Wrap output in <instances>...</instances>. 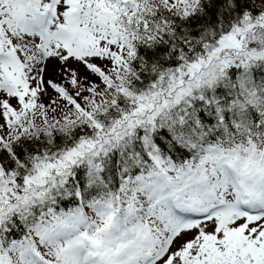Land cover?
Returning <instances> with one entry per match:
<instances>
[{"label": "snow or ice", "instance_id": "6c2138e0", "mask_svg": "<svg viewBox=\"0 0 264 264\" xmlns=\"http://www.w3.org/2000/svg\"><path fill=\"white\" fill-rule=\"evenodd\" d=\"M0 264H264V0H0Z\"/></svg>", "mask_w": 264, "mask_h": 264}]
</instances>
